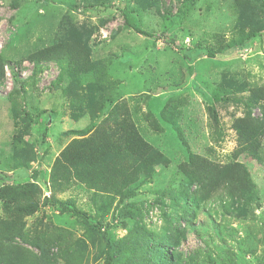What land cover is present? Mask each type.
Segmentation results:
<instances>
[{"label":"rangeland","instance_id":"1","mask_svg":"<svg viewBox=\"0 0 264 264\" xmlns=\"http://www.w3.org/2000/svg\"><path fill=\"white\" fill-rule=\"evenodd\" d=\"M263 28L264 0H0V172L10 176L0 177L4 258L106 264L110 243L114 264H150L142 256L160 244L176 264H264V137L254 157L234 128L264 114ZM252 29L259 32L233 55H205ZM64 41L82 45L87 72L71 78L68 64L52 61L32 74L31 54ZM131 126L169 163L123 192L82 178L95 149L76 144L71 162L63 157L75 139L101 134L121 146ZM120 150L125 158L107 160L127 165ZM190 153L219 166L242 163L253 203L191 184Z\"/></svg>","mask_w":264,"mask_h":264},{"label":"trees","instance_id":"2","mask_svg":"<svg viewBox=\"0 0 264 264\" xmlns=\"http://www.w3.org/2000/svg\"><path fill=\"white\" fill-rule=\"evenodd\" d=\"M252 1L256 3H263V0ZM138 32L147 36H152V34L148 31L138 29ZM258 32L259 31L252 29L240 40L229 43L226 49L216 51L209 48L206 49L205 55L214 58L231 56L237 51V47L243 46L247 41L256 36ZM171 43L175 44L174 42ZM198 49H202V47H199ZM83 52L85 53L80 43L76 42V44H73L69 41L60 42L39 49L33 52L30 56V61L34 65L32 74L40 71L44 64L56 61L68 64L69 71H67L69 76L71 78L77 77L82 71L87 72L88 68L91 67L90 59L86 53L84 56ZM184 52L185 58H189L191 56L190 49H185ZM73 71H75V73H73ZM1 72H3V70L0 67V76L2 74ZM13 76H15V82H20L16 73H14ZM21 83L24 84L25 81H22ZM214 99L216 101H220L222 98L218 95H214ZM225 101H227V99H225ZM237 101L240 102V100ZM101 107L103 108V105ZM234 128L237 131L240 140L243 142V150L248 149L249 152L256 157L261 145L260 140L264 137V114L262 119L256 123L247 119H238L236 120ZM77 134L81 135L80 132ZM85 134L86 133L83 135ZM104 136L105 135L101 134L97 139H94L93 137L75 139L63 153L65 160L71 162L70 154L68 153L74 150V145L78 144L79 147H84L88 152L95 149L94 157H89L88 160L89 168L87 177H82L83 171H80L77 168L78 176L89 182L91 186L97 185V181L101 180L109 186L112 191L119 190L120 192H123L126 186H131L136 182H139L144 173L153 168L159 162L164 165L169 163L168 158L160 150L154 148L150 143H148L133 126L126 131V136L121 146H113L112 143H116L112 140L105 139ZM94 144H96V147ZM185 144V146H187V143ZM120 148L130 157V161L127 165L120 166L119 161L107 160V156H111L113 158L116 157L118 159L125 158V155H119L121 153ZM108 153L111 155H106ZM78 157L79 155L75 158ZM58 163L59 161H57V164ZM77 164H80V161H77ZM117 164L120 167H118ZM72 165L75 166L74 163H72ZM83 169H85V167ZM113 169L114 172L112 173L111 170ZM185 173L188 174L187 176L191 181V184L196 183L204 186L210 183V188L222 186L227 196L234 200V202L238 205L248 207L255 200V187L250 172L240 162L219 166L208 162L207 159L202 158L200 155L190 153ZM0 177L6 180L10 179V176L3 172H0ZM62 204L64 206L72 207L71 209L74 214L86 216L85 213L79 211L72 202H64ZM108 247L110 252L107 256L106 264H114V256L111 252L114 248V244L109 243ZM169 249L170 248L167 246L155 244L151 248L150 252L147 251L146 257L142 256L144 259L143 261H149L151 262L150 264H176L174 263L175 257ZM0 264L13 263L6 260L4 255L0 252Z\"/></svg>","mask_w":264,"mask_h":264}]
</instances>
